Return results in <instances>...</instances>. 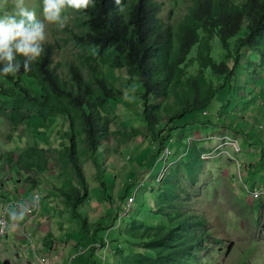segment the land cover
Masks as SVG:
<instances>
[{"label":"trees","instance_id":"16d2710c","mask_svg":"<svg viewBox=\"0 0 264 264\" xmlns=\"http://www.w3.org/2000/svg\"><path fill=\"white\" fill-rule=\"evenodd\" d=\"M121 3L123 13L117 11L114 0H95V7L76 13L75 25L64 29V42L77 52L79 62H68L65 75L59 73L61 65H55L54 46L49 45L30 72L0 77V119L13 129L35 120L46 124L65 119V139L56 138L66 142L64 161L74 178L59 194L69 218L79 223L85 222L81 211L89 199L86 162L93 161L99 169L97 161L102 162L105 156L103 143L110 137L117 141L141 137L135 131H126L123 137L115 129L111 116L115 113L118 119L123 94L110 84L104 68L124 70L129 83L139 82L147 142L158 143L159 153H163L173 133L212 124L216 101L235 94L238 76L245 78L240 66L250 69L252 63L242 59L243 55L264 64V0H186L185 12L179 14L174 7L181 2L174 0L167 21L156 0ZM43 129L42 133L46 132V127ZM40 153L31 147L23 151L19 163L25 171L44 173L47 162ZM189 153L191 159L199 157L200 151L193 147ZM35 159L34 165L31 161ZM171 160L172 156L170 165L178 163ZM171 170L163 184H158L164 185L163 189L155 184L156 192L141 197L134 217L131 208L124 206L123 213L130 212L127 217L133 225L125 231L127 236L117 232L116 240L122 239L125 246L123 256L117 257L119 264H204L205 257L214 252L208 248L212 238L205 216L189 205L193 200L190 186L184 188L183 178ZM108 223L99 224L106 227ZM87 228L86 223L80 234H87ZM110 252L109 248L103 255Z\"/></svg>","mask_w":264,"mask_h":264},{"label":"rangeland","instance_id":"374dc122","mask_svg":"<svg viewBox=\"0 0 264 264\" xmlns=\"http://www.w3.org/2000/svg\"><path fill=\"white\" fill-rule=\"evenodd\" d=\"M156 1L162 5L163 19L167 21L171 11L170 2L174 0ZM180 2V5L176 4L174 7L175 14L185 12L186 0H180ZM26 3L39 14L41 0H26ZM75 16L76 13H70L71 18L68 25H75ZM175 18L178 16L176 15ZM64 29L60 30L55 25L49 26L47 41L44 45L45 48L49 45L54 46L53 60L55 65H61L58 67L61 75L67 73L68 62H79L75 57L77 52L64 42L67 39ZM215 50L219 54L221 47L217 45ZM241 58H246L249 63H252L250 69L246 71V65L240 66L241 75L245 78L238 76L239 85L235 94L227 98L223 96L216 101L214 105L217 109L213 114L212 124H207L200 134L193 133L195 128L193 126L172 134L171 143H167V149L171 155V151L176 146L178 152L174 161L170 162L178 163L170 166L165 160L163 161L162 151L159 153V144L150 145L147 142L149 133L141 120L143 106L140 99L142 90L139 82L129 83L124 70L103 69L110 84L123 94L122 105L123 103L124 105H118L121 110L117 112L118 119L114 116L115 113L111 116L115 129L123 133V137L126 131L129 134L132 131L138 132L141 137L131 141L125 138L117 141L110 137L107 144L103 143L105 148L101 152L105 156L102 162L97 161L99 169L95 167L93 161L86 162L84 173L90 185L89 199L81 213L88 225V233L85 236L90 242L86 241L81 246L82 249L76 250L79 252L75 254L74 259L82 257L76 264L100 263L96 246L100 249L104 245H109L112 250L109 254L117 257L123 256L124 241L120 239L119 242L115 236L120 230L124 235L125 231L131 229L133 225L130 222L131 217H127L130 209L128 211L127 208L128 212L123 213V208L133 206L131 210L132 217H134V211L141 197L144 194L156 192L152 187L155 184L156 187H159L158 184H163L164 178L172 168L174 169L171 170L172 173H178L183 178L184 188L190 186L189 189L193 192V200L189 205L193 206L197 213L204 215L208 223V233L212 238V246L208 248L214 252L209 257H205L207 261L204 264H264V187L251 190L245 181L248 169L254 170L255 174L258 172L261 174L255 177L253 173V181H260L261 177L264 179V160H261V156L264 155V117L260 120L261 114L264 113V105L260 102H263L264 98L259 99V93L264 91V64L251 62L250 56L243 55ZM247 100H253L255 104L251 106L249 113L243 114L242 108L249 107V104L243 103ZM239 121L246 124L245 129L237 130ZM42 125L46 127L44 133H42L44 130ZM65 132L66 122L62 117L58 118L55 123L45 124L35 120L17 129H13L3 119H0V217L5 216L7 222L4 201L10 193H22L23 191L19 190L24 189L32 195L34 193L42 195L43 200L49 203L50 198L47 193L57 191L59 194L60 189L57 187L61 183L60 178L73 180L74 173L70 167L66 166L69 163L64 161L63 156L62 147L66 142L63 141V144L61 141L60 143L56 138L61 136L65 139ZM55 143L57 146H52ZM30 147L39 149L41 159L47 162L44 173L37 174L32 169L25 171L24 166L20 165L19 161H22L23 151ZM193 147H196L200 154L199 157L194 155L189 159V152ZM202 157H209V159H203V161ZM249 159L252 164L247 163ZM158 160L159 164L155 167ZM31 162L34 165L37 163L36 159ZM161 173L163 176L160 179ZM14 186H16V192L11 188ZM62 187L65 188L66 184ZM163 187L164 185L159 188L163 189ZM256 192H260L259 197L255 195ZM60 195L62 196L61 193ZM130 198L134 199L133 204H129ZM55 210L57 212L55 215L65 226L58 229L53 224V228L57 229L56 234L60 236L55 244L57 245L56 250H73L72 247L67 246V241L64 239L67 235H80L86 223L83 220L79 223L76 218L70 222L67 219V212L60 209ZM105 217L110 221H104ZM106 222H109L108 226H101V224L106 225ZM8 229L5 236L0 238V264L16 262L10 258L7 244H5ZM49 235L52 239L55 238V234L50 232ZM138 250H144V247H138ZM76 252L73 250L72 253ZM70 253L69 251L65 254ZM100 253L103 256L104 251L100 250ZM108 255L103 256L105 258L103 264H108L106 263ZM125 257L129 259L130 256ZM100 259H102L101 256Z\"/></svg>","mask_w":264,"mask_h":264},{"label":"crops","instance_id":"0c3cea01","mask_svg":"<svg viewBox=\"0 0 264 264\" xmlns=\"http://www.w3.org/2000/svg\"><path fill=\"white\" fill-rule=\"evenodd\" d=\"M248 98H252V97H248ZM260 98H264V91L259 93V99ZM243 103L249 104V107L245 106L244 108H242L243 114L249 113L251 106H254L255 104L253 100L252 101L247 100L246 102ZM260 103H263L264 105V101L263 102L261 101ZM257 105L259 106V103H257ZM119 112H121V110H119ZM263 117H264V113L261 114V118L259 116L260 120ZM243 125L244 123L239 121V126L237 130L239 129L241 130L243 128L245 129L246 124L244 126ZM206 126L195 125L193 133L195 134L197 132L198 134H200L201 132H203V130H205ZM103 145L105 148V144ZM52 146H57V144L56 143L52 144ZM176 149H177L176 146H174L173 151H171V156L173 158L178 152V149L177 150ZM261 160H264V155L261 156ZM247 163L252 164L250 159L247 161ZM158 164H159V160L156 162L155 167H157ZM253 173L255 177L258 174L261 175L259 172L255 174L254 170L248 169V172L246 173L245 176V181L248 183L249 189L251 188V190H253L257 187L263 188L264 187L263 177H261L260 181H253L252 179ZM156 176L158 177V175ZM60 180L61 183L59 184V187H57L58 189H62L63 188L62 186H64L65 184H70L72 182L71 178H66V179L60 178ZM11 188H13L14 191L16 192L17 190L16 186ZM19 191H23L24 193L23 192L17 194L10 193L8 198L5 199L4 201L6 207V214L8 218V228H9L8 234L6 236L7 241L5 242V244H7V252L9 253L10 258L16 261L14 264H76L77 261H80L82 257L77 258L76 260L74 259L75 254L79 252V251L76 252V250L82 249L81 246L86 241L90 242L84 234L67 235V237H65L64 239V241L65 240L67 241V246L72 247L76 253H72L73 252L72 249L66 251L56 250L57 245L55 244H57V242L59 241L60 236L58 237L59 234H56L57 229L55 230L53 228V224L58 229L59 227L64 228L65 226L61 224L62 222H60V218H58L55 215V213H57L55 212L56 211L55 209H60L61 211L64 210L65 212H68L69 210L66 207L65 202L61 197V195L58 194L57 191L48 192L47 196L50 198V202L48 203L47 201L43 200L42 195L40 194L34 193L35 195L34 194L32 195L28 191H24V189ZM42 194H44V192H42ZM35 196H38L40 199V211L35 215L29 217L25 215L23 212H21L18 206L21 205V208H28L31 210L34 206ZM43 197L45 198V196ZM67 219L71 222V219L69 218L68 214H67ZM106 220L107 217L104 218V221ZM50 232L55 234V238L53 239L51 238V236L49 235ZM116 238L117 235L115 236V239ZM69 251L71 252L70 254H65V253H69ZM100 256L102 257V259H100ZM103 256L100 253L99 255L100 263H96V262L95 263L103 264L105 261L104 260L105 258ZM106 263L119 264V261L117 256L113 254H109L106 259Z\"/></svg>","mask_w":264,"mask_h":264},{"label":"clouds","instance_id":"9594fccd","mask_svg":"<svg viewBox=\"0 0 264 264\" xmlns=\"http://www.w3.org/2000/svg\"><path fill=\"white\" fill-rule=\"evenodd\" d=\"M114 4L118 12H124L121 0ZM92 7L95 0H41L38 14L26 0H0V77L30 72L45 53L49 26L63 30L70 13H85ZM255 195L259 197L260 192Z\"/></svg>","mask_w":264,"mask_h":264},{"label":"built area","instance_id":"2783aa9c","mask_svg":"<svg viewBox=\"0 0 264 264\" xmlns=\"http://www.w3.org/2000/svg\"><path fill=\"white\" fill-rule=\"evenodd\" d=\"M170 156H171L170 152L166 149L163 152V161L165 160V162L168 163ZM203 159H209V157H203ZM168 166H170L169 163H168ZM162 176L163 175L161 173L159 175V178L161 179ZM164 180H165V178H164ZM133 202H134V199L130 198L129 204H133ZM18 207L20 208L21 212H23L25 215L31 217L40 211V199L38 196L34 197V206L31 210L28 208H21V205H19ZM131 207H132L131 205L127 206L128 209H130ZM7 229H8V222L5 218V216H2L0 218V238L5 236ZM108 249H109V245H105L104 248L100 247V250H104L106 253L108 252Z\"/></svg>","mask_w":264,"mask_h":264}]
</instances>
